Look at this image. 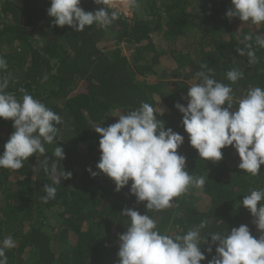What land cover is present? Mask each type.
<instances>
[{
	"label": "trees",
	"instance_id": "1",
	"mask_svg": "<svg viewBox=\"0 0 264 264\" xmlns=\"http://www.w3.org/2000/svg\"><path fill=\"white\" fill-rule=\"evenodd\" d=\"M138 4L131 17L120 14L107 27L93 24L76 32L52 24L50 0H0V56L8 65L0 70V79H8L5 91L18 100L30 94L62 119L55 125L54 142L44 143V154L35 153L19 170L0 168V241L11 236L16 242L15 248L5 250L8 264H118L119 235L130 224L121 214L125 208L147 213L161 234H184L207 220L201 235L247 225L259 236L254 217L240 201L251 190L264 189V165L256 176L239 169L232 146L221 149L218 162L200 158L175 104L187 106L182 97L199 82L201 64L213 70L215 80L230 85L236 98L246 95L249 86L264 89V48L255 45L257 35L264 37V23L229 20L225 14L231 0ZM80 6L85 11L104 7L94 0H81ZM248 34L252 41L244 39ZM249 43L256 64L236 51H247ZM233 68L243 72L235 83L226 77ZM141 102L153 106L165 129L184 137L177 152L186 157V170L206 180L203 188L189 186L161 211L138 203L130 193L131 181L117 192L106 175L93 177L88 171L99 172L100 135L94 128L117 122ZM12 125V120L0 118V154L14 132ZM56 144L65 152L56 178L63 169L72 173L58 184L44 171L46 159L49 167L57 159ZM44 184L57 189L47 203L41 200ZM207 247L201 245L206 256L201 264L215 255V246L211 254Z\"/></svg>",
	"mask_w": 264,
	"mask_h": 264
},
{
	"label": "clouds",
	"instance_id": "2",
	"mask_svg": "<svg viewBox=\"0 0 264 264\" xmlns=\"http://www.w3.org/2000/svg\"><path fill=\"white\" fill-rule=\"evenodd\" d=\"M104 6L95 11H85L81 0H50L47 14L54 26H70L76 32H83L93 24L107 27L119 18L120 12L111 8V0H94ZM126 9L138 8V0H123ZM112 9L113 11H109ZM231 20L238 17L243 22L264 23V0H231L226 11ZM252 41L251 34L245 35ZM255 45L264 48V37L257 35ZM236 51L247 56L250 64L258 63L251 43ZM7 61L0 56V70L7 69ZM196 73L198 83H193L182 99L187 106L176 103L182 116V124L188 134L190 145L204 160L218 162L223 158L221 149L232 146L238 153V168L256 176L264 165V89L249 86L246 95L236 98L230 85L213 78V70L207 64L200 65ZM227 80L235 83L243 72L235 68L226 73ZM8 79H0V118L13 121L14 132L3 145L0 154V168L19 170L23 162L35 153L44 154V143L52 144L62 122L61 117L47 108L30 94L18 100L5 90ZM236 107H233V105ZM227 105V107H222ZM152 105L141 102L139 108L118 116V121L94 130L100 135L101 156L96 168L88 169L91 176L103 173L115 184V190L130 185V193L137 202H146L149 211H161L171 207L173 198L186 192L189 186L203 188L205 177H194L186 170V157L178 154L184 137L171 128L165 129L164 122L157 119ZM53 155L57 158L44 171L53 176L54 183L61 178L70 179L71 172L64 169L56 178L58 164L65 159L62 147L55 146ZM46 195L41 200L47 203L54 199L57 189L44 184ZM264 189L251 190L240 201L254 217L259 236L254 237L247 225L233 227L230 232H213L201 235L208 221L190 228L184 234H161L157 222L147 213L125 208L123 216L130 220L126 231L119 235L118 264H201L206 259L201 245L215 255L207 264H264ZM210 237V241L208 240ZM16 247L11 236L0 241V264H8L6 249Z\"/></svg>",
	"mask_w": 264,
	"mask_h": 264
},
{
	"label": "rangeland",
	"instance_id": "3",
	"mask_svg": "<svg viewBox=\"0 0 264 264\" xmlns=\"http://www.w3.org/2000/svg\"><path fill=\"white\" fill-rule=\"evenodd\" d=\"M120 1H121V3L118 0H115V3L118 4L120 7H122L121 10H119V11H120V14H122L125 17V14L123 13V11H125V13H126V11H128V13H131V9H126L124 7L123 0H120ZM131 15L132 14H129L128 17H131ZM199 205H203V202H200Z\"/></svg>",
	"mask_w": 264,
	"mask_h": 264
},
{
	"label": "built area",
	"instance_id": "4",
	"mask_svg": "<svg viewBox=\"0 0 264 264\" xmlns=\"http://www.w3.org/2000/svg\"><path fill=\"white\" fill-rule=\"evenodd\" d=\"M118 1L121 3L120 0H118ZM111 8H114V9H116L117 11H119V10H121L122 7H120L118 4H116V3H115V0H111ZM119 12H120V11H119ZM123 13L125 14V17H128L129 14H131V13H128V11H126V13H125V11H123Z\"/></svg>",
	"mask_w": 264,
	"mask_h": 264
}]
</instances>
